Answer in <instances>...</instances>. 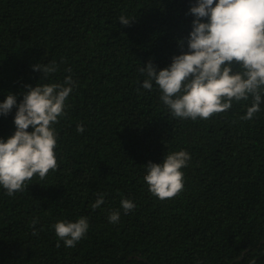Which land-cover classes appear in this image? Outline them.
<instances>
[{
    "label": "trees",
    "instance_id": "trees-1",
    "mask_svg": "<svg viewBox=\"0 0 264 264\" xmlns=\"http://www.w3.org/2000/svg\"><path fill=\"white\" fill-rule=\"evenodd\" d=\"M195 3L0 0V104L7 94L19 104L26 85L76 84L54 126L58 169L13 196L0 187V264H264V89L251 120L241 119L249 96L193 121L173 117L155 84L142 88L149 59L159 71L187 51ZM122 14L135 22L121 26ZM53 61L47 79L32 70ZM16 111L0 115V141L16 131ZM181 150L191 157L184 188L160 200L145 166ZM97 193L105 203L93 210ZM123 199L135 205L128 214ZM81 217L88 232L65 247L53 225Z\"/></svg>",
    "mask_w": 264,
    "mask_h": 264
},
{
    "label": "clouds",
    "instance_id": "clouds-1",
    "mask_svg": "<svg viewBox=\"0 0 264 264\" xmlns=\"http://www.w3.org/2000/svg\"><path fill=\"white\" fill-rule=\"evenodd\" d=\"M196 0L189 8L193 17L186 44L187 51L172 57L169 67L157 71L149 59L140 68L146 76L142 88L151 91L153 84L161 92L160 100L175 118L207 120L226 112L233 101H247L243 120H251L260 111L261 91L264 89V0ZM136 18L121 15L118 22L128 26ZM185 41H177L183 50ZM49 75L58 70L53 61L47 65L36 64L32 68ZM70 72V70H69ZM76 87L71 75L63 84L48 83L25 86L22 101L7 94L0 104V115L7 116L15 107L16 131L6 141H0V187L8 196L27 189L35 174L43 179L50 170L58 169L54 149L57 146L55 125L66 115V99ZM31 127V132L27 131ZM77 132L84 128L77 125ZM190 155L186 151L168 154L160 164L149 162L145 167L144 181L149 191L160 200L171 199L184 188V173ZM93 210L105 203L104 195L97 193ZM125 214L135 205L131 200H121ZM120 211L108 216L110 223H118ZM36 220H33L35 234ZM58 240L65 247H75L89 230L87 217L75 222L60 220L53 225ZM59 247V243L57 244Z\"/></svg>",
    "mask_w": 264,
    "mask_h": 264
}]
</instances>
